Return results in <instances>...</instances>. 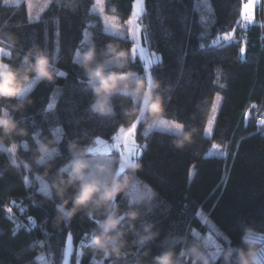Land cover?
Returning <instances> with one entry per match:
<instances>
[{"label": "trees", "instance_id": "16d2710c", "mask_svg": "<svg viewBox=\"0 0 264 264\" xmlns=\"http://www.w3.org/2000/svg\"><path fill=\"white\" fill-rule=\"evenodd\" d=\"M197 1L144 0L139 18L143 40L159 55L150 74L171 85V98L165 105L168 115L198 131L193 143L177 149L169 134L158 130L143 134L137 124L134 137L142 145L139 159L143 165L138 178L158 193L145 218L160 234L137 253L145 248L158 253L170 230L203 233L199 211L230 237L233 245L240 243L242 222L264 232V125L259 120L264 111L263 28L258 23L243 25V0H207L211 20L206 24L196 9ZM132 2L108 0L105 11L115 4L121 17L128 18ZM93 3L81 0L75 10L68 11L53 0L35 19H29L24 0L0 4V19L23 22L21 29H14L20 43L25 48L37 43L54 53L58 67L66 73L52 82L37 83L30 93L33 103L22 114L29 133L40 130L50 135L52 128L62 127L63 132H55L62 135V141L53 173L69 159V140L88 143L96 136L111 140L121 119L118 106L114 118L88 111L91 92L72 60L86 27L98 48L110 38L102 30L101 17L90 11ZM230 32L233 37L224 40L222 35ZM116 38L132 47L128 35ZM134 57L132 67L143 73L141 59ZM217 92L221 101L212 133L207 136L203 129ZM51 96L55 97L52 104ZM120 99L114 97V103L118 105ZM246 111L249 115L245 118ZM213 144L225 146V153L208 154ZM6 166L7 159L0 154V264H39L35 259L39 249L29 247L36 240L45 241L47 260L61 264L69 233L74 246L70 264H76L79 241L93 226L92 221L78 213L70 221L55 223L58 200L43 201L36 185L26 184L23 170H5ZM15 214L19 220L13 218ZM96 263L90 254L81 259V264Z\"/></svg>", "mask_w": 264, "mask_h": 264}, {"label": "clouds", "instance_id": "9594fccd", "mask_svg": "<svg viewBox=\"0 0 264 264\" xmlns=\"http://www.w3.org/2000/svg\"><path fill=\"white\" fill-rule=\"evenodd\" d=\"M10 0H0L8 4ZM103 0H94L99 5ZM53 0H39L41 10ZM68 11L75 10L81 0H55ZM91 11V8H90ZM102 30L110 38L101 47L92 39L73 53L75 63L91 92L88 111L100 117L114 118L119 107L121 119L113 144L105 151L95 145L99 136L88 143L69 140L66 148L69 159L52 172L55 159L61 155L58 145L63 132L61 126L51 129L50 135L40 130L29 133L22 115L33 103L31 91L39 82L54 81L66 73L58 67V59L37 43L24 47L14 29L23 27L22 21L0 19V154L7 159L6 169L23 170L36 184L37 194L43 201L58 200L55 204V223L70 221L78 213L89 218L93 226L85 232L77 248L76 264L84 255L98 264H264V232L249 223H241L240 243L233 245L225 235L226 243L208 248L206 235H187L170 230L161 240L156 254L150 248L137 253L147 242L157 239L159 232L154 223L145 218L158 193L150 184L142 182L138 173L143 165L140 153H128L116 143V137L125 135L138 123L145 133L158 130L172 137L177 149L193 143L196 127H186L181 120L168 115L166 101L171 97L170 84L157 75L136 71L131 46L121 39L131 34L130 18H122L117 6L108 10L98 8ZM121 99L118 105L114 97ZM203 131H208L207 127ZM31 137V140L25 139ZM107 143V141H105ZM115 149V151H113ZM134 189L131 195H126ZM131 237V238H130ZM167 241V243L165 242ZM45 241L29 245L39 249L35 259L43 260ZM132 257V259H128ZM45 264H53L52 260ZM63 264H68L67 258Z\"/></svg>", "mask_w": 264, "mask_h": 264}, {"label": "rangeland", "instance_id": "374dc122", "mask_svg": "<svg viewBox=\"0 0 264 264\" xmlns=\"http://www.w3.org/2000/svg\"><path fill=\"white\" fill-rule=\"evenodd\" d=\"M11 1H18V0H11ZM25 4H26V9L28 14L31 16V19H35L39 16L41 10L40 4H39V0H24ZM108 0H103V2L99 5L93 3L92 7H91V11L94 13H97L99 16V12L97 11L98 8H104L105 9V4ZM136 2V0H133L132 2V11L129 15L128 18L133 20V24L131 25L132 29H135V25L136 23H140L139 20H137L136 17H134L132 15L133 13V4ZM250 5V7H249ZM196 9L199 12V15L202 19V21L206 24L207 22H210L211 20V7L209 5V2L207 0H198L196 2ZM135 12H136V16L140 18V16L143 14L144 12V3L143 5L140 4H136V8H135ZM242 13H243V25H249L252 23H258L262 26L263 28V33H264V0H243V5H242ZM251 17V19H247V17ZM142 31H143V26L141 25L140 28V33H139V39H134L133 36L131 34H125L128 35V37L132 40V45L136 44L137 47L135 49V52H133L134 56H138L141 61L142 64L148 65V70L150 73V66L152 65L153 62L159 60V55L155 52H153L152 50L149 49L147 43L143 40L142 38ZM124 35V36H125ZM233 37V34L227 33L222 35V38L224 40H230ZM92 38V33L91 30L89 29V27H86L83 31V37H82V41H81V46H85L83 43H86L88 39ZM241 55H243L244 53V47L242 46L241 49ZM217 97H219V99H217ZM55 97L51 96L50 99V104H52L54 102ZM220 101H221V94L219 92L215 93L214 95V99L210 108V112H209V116L206 122L205 127H207V130L205 132V134L207 136H210L213 130V126L216 120V116H217V112L219 109V105H220ZM249 115L248 111H246V116L245 118ZM261 116H259V120L262 123V121H264V111L260 114ZM264 125V123H262ZM140 129L142 131L143 134H146L143 129L142 126L140 125ZM130 131V129L128 130V132ZM135 128L133 129L132 132V139L135 140L136 144L139 145V147L135 148L134 151L135 152H139L141 155L142 152V145L141 143H139L136 139H135ZM118 133V131H117ZM117 133L115 135H117ZM128 133H125V135H120V148L123 149L124 148V136H127ZM103 139V138H101ZM106 140V139H103ZM108 142V147L110 148L111 145L113 144V140H106ZM117 143V141H116ZM97 148L101 149L103 147H105V145L102 144H96L95 145ZM213 146L215 148H213ZM124 150V149H123ZM226 150L225 146L222 145H218V144H213L212 148L210 149V151L208 152V154H224ZM113 151H115V149H113ZM139 155V156H140ZM26 180V179H25ZM26 184H30V185H36L34 181H32L31 176L29 175L28 179L26 180ZM134 189H130L129 192L126 195H131L132 191ZM198 217L201 221V223L204 225L205 227V231L203 233H199L196 232V234H200V235H206L207 239H208V248L209 250H213L218 244L219 245H223L224 243H226L224 237L225 235L221 232V230L213 223V221L210 220V218L202 211L198 212ZM13 218L16 220H19V218L17 217V215H13ZM17 224V223H16ZM70 234V233H69ZM68 234V236H69ZM68 236L66 238V242L62 251V259H61V264H63V261L65 259V255L67 258V262L68 264L71 263V256L74 252V246L71 240V245L68 244ZM72 237V236H71ZM76 255H77V251H76ZM45 261H47V258L44 256L43 260L39 261V264H45ZM97 264V263H96Z\"/></svg>", "mask_w": 264, "mask_h": 264}, {"label": "snow or ice", "instance_id": "6c2138e0", "mask_svg": "<svg viewBox=\"0 0 264 264\" xmlns=\"http://www.w3.org/2000/svg\"><path fill=\"white\" fill-rule=\"evenodd\" d=\"M137 3L140 4V5H143L144 0H136V2L133 4V13H132V15H133L134 17H136L137 20H139V17L136 16V12H135V8H136V4H137ZM249 7H250V5H249ZM29 19H31V16H30V15H29ZM247 19L250 20L251 17L249 16V17H247ZM129 22H130L131 24H133V20H132V19H130ZM140 28H141V25H140L139 23H136V25H135V29H132V30H131V35L133 36L134 39H139ZM136 47H137L136 44H133V45H132V51H133V52H135ZM145 67L148 68V65L145 64ZM217 99H219V97H217ZM262 123H264V121H262ZM136 126H137V125H134V126H133V129L136 128ZM133 129H130V131L128 132V135H127V136H124V148H123V149H124V151H126V152H128V153H133V154H134V153H135L134 149L137 148V147H139V145H137L136 142H135V140L132 139V132H133ZM112 138H113V137H112ZM119 140H120V136H117V137H116L117 145L120 147ZM105 141H106V140L101 139V137H100L99 140H97V144L105 145V147H103V148H101V149H98V150H100V151H105V150H107V149L109 148V147L107 146V145H108V142L105 143ZM111 146H112V145H111ZM145 147H146V146H145ZM213 148H215V147L213 146ZM193 234H195V233H193ZM71 240H72V237H71V234H69V236H68V244H69V245H71Z\"/></svg>", "mask_w": 264, "mask_h": 264}]
</instances>
